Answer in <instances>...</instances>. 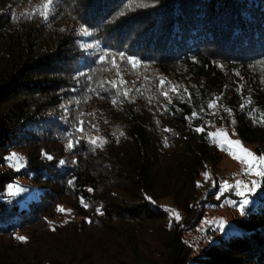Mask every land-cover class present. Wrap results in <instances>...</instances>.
I'll use <instances>...</instances> for the list:
<instances>
[{
    "label": "trees",
    "instance_id": "obj_1",
    "mask_svg": "<svg viewBox=\"0 0 264 264\" xmlns=\"http://www.w3.org/2000/svg\"><path fill=\"white\" fill-rule=\"evenodd\" d=\"M41 3L0 0V264H264V196L251 197L239 230L186 239L226 196L217 198L222 153L207 133L234 118L239 139L264 152V127L239 107L250 97L256 116L264 113V0H57L47 23L12 16ZM102 50L142 64L116 56L126 69L117 76L95 62ZM160 77L192 93L191 103L174 98L163 111ZM121 78L137 89L134 102L113 106L111 92L86 91ZM217 96L223 120L185 118ZM77 120L95 128L75 132ZM80 135L107 143L94 149L83 139L67 150ZM13 152L25 163L18 170L5 161ZM10 185L27 191L11 196ZM62 205L81 219L53 223Z\"/></svg>",
    "mask_w": 264,
    "mask_h": 264
},
{
    "label": "snow or ice",
    "instance_id": "obj_2",
    "mask_svg": "<svg viewBox=\"0 0 264 264\" xmlns=\"http://www.w3.org/2000/svg\"><path fill=\"white\" fill-rule=\"evenodd\" d=\"M57 0H42V3L39 4L37 7L33 8L31 11H25L22 16L16 17L15 13H12V16L14 19H24V20H33L37 17L42 19L45 23H47L50 18L53 15L54 8L56 6ZM142 6V5H140ZM124 12H120L117 14V16H123ZM80 33L84 36H89L90 30L86 26H81ZM85 49L93 48L94 45L92 44H85L83 45ZM95 47H98L95 46ZM116 56L119 57V60L123 62L125 65L131 66L132 69H136L138 66L142 64L141 60H139L136 57L133 56H126L124 52H119L115 54V56L108 50H102L101 53L98 55V59L95 61L98 64L101 65H108L110 68L116 69L117 76H120L123 71H125V68H121L120 65L117 63ZM222 67V66H221ZM81 76H87V79L91 82L92 76L87 75L86 73H79ZM239 75V73H237ZM145 80L148 79L147 76L144 77ZM127 81L121 79L118 80H110V81H100L98 82L96 87H92L91 84H89V87L86 89V91L93 92L97 95H101V93H108L111 92V103L113 106L122 105L125 101L131 103L134 102L135 96L134 92L137 91V89L128 88ZM262 83H264V80H262ZM107 85V86H105ZM242 85L237 88V91L240 92L242 90ZM156 89L159 92V95L163 97V103L161 104V108L163 111L168 112L170 111L169 105H172L173 99H179L182 102L185 103H191L192 100V93L188 92V90L185 88L183 92L180 91L179 85H172L170 82H168L165 78L160 77L158 80V83L156 84ZM220 101V97H213L210 99L206 105V108H200L199 112L194 108L191 112L190 116L185 117L188 120H194V119H202L201 113L209 114V115H216L219 117V119L223 120L224 117L219 115L220 109L218 108V102ZM148 103H152V99H148ZM253 105V100L248 98H243V102L240 103L239 107L241 111H244L247 115H249L252 118V122L254 124H259V126L264 127V113H261L258 117L256 116V109L253 107H250ZM216 110V111H213ZM224 112L228 114L229 117L232 116V109L230 108H223ZM85 123H88L91 127L95 128V125L92 124L90 121L86 122L83 120H77L76 126H75V132L78 133H84ZM159 123V121H157ZM210 123V121L208 122ZM231 125L236 124V120L233 118L230 120ZM164 132L171 133V129L165 128L163 130ZM194 131L197 133H201L205 131V127L202 124L201 126H197L194 128ZM235 132H233V135ZM125 134L123 132H120L119 135L116 137L117 142H119V138L121 136H124ZM208 137L211 138L213 143L217 144L222 151H226L233 159H236L240 161L243 165H245L244 168V174L245 175H254L257 177V179L252 180L250 183H246L244 180L237 179L235 180L234 184H230L227 180L223 181V183L220 185V192L217 196L219 199L220 196L223 195L225 191L228 190H239V195L241 197H245L239 202L238 211L241 216L246 215V206L249 204V200L245 196L246 193L255 191L257 188L261 186V182L264 181V153H260L259 155L248 148H246L240 140H233L230 138L229 133L226 129L220 128L217 129L215 132H209L207 133ZM87 139V143L91 145L94 149L95 148H102L105 143H107V140L103 137H87L85 138L83 135L80 136H74V138L69 139L66 144L67 150H72L74 147H76L81 140ZM164 144L167 146L168 144V136H164ZM43 155L51 160L53 157L51 155H48L47 153H43ZM5 161L9 164V166L16 168L17 170L23 166L22 161L23 157L19 154L13 152L10 153L8 156L5 157ZM60 164H64L65 161L61 160L59 162ZM73 163H76V161H73ZM205 182H208L211 180V175L209 172L204 171L201 174ZM213 186L216 185V181L212 180ZM68 185L71 187L75 186V180L70 179L68 181ZM197 186L200 187L201 185L199 182H197ZM9 195L16 196L19 195L21 192L27 191V189L19 187V186H8ZM89 192H92L93 189L89 188ZM150 199V198H149ZM233 206H235V201L231 202ZM80 204L84 208L90 207L89 203L84 199V197H80ZM57 210L61 213L65 212L66 210L58 206ZM71 211V210H67ZM168 211L169 215L174 220H180L181 216L180 213L177 212L175 209H166ZM96 212L100 215H103V211L101 208H96ZM87 219V218H86ZM67 222V221H66ZM88 223H91L92 221L90 219L87 220ZM212 223H216L220 226V228L224 227V221L218 220L213 221ZM54 230V229H53ZM19 241H26V237L17 235L15 237Z\"/></svg>",
    "mask_w": 264,
    "mask_h": 264
},
{
    "label": "rangeland",
    "instance_id": "obj_3",
    "mask_svg": "<svg viewBox=\"0 0 264 264\" xmlns=\"http://www.w3.org/2000/svg\"><path fill=\"white\" fill-rule=\"evenodd\" d=\"M224 128L230 135V138L233 140H240L235 128L233 125L221 124L215 125L211 132L217 131V129ZM233 132L235 134L233 135ZM242 144L248 148L249 150L258 153L255 150V147L251 144H247L240 140ZM222 153V162L220 164V172L218 173L219 184L221 185L223 181L227 180L230 184H234L235 180L241 179L246 183H250L252 180L257 179L254 175H245L243 165L240 161L233 159L226 151H222L220 147L214 143ZM264 153V152H263ZM23 166L25 163H22ZM22 166V167H23ZM21 168V167H20ZM219 185V188H220ZM226 195L224 199H222L218 205L215 207L209 208L207 210L206 216L202 221L201 225L198 227L196 231L190 232L186 239L187 241H194L195 243H202L201 240H205V235H209L211 232H217L218 234H230L240 229L239 220L241 219V215L239 213L238 206L239 202L245 197H241L239 195V190H228L223 193ZM245 196L249 200V204L247 206H251L256 203L255 199H251L253 196H264V181L261 182V186L257 188L255 191L246 193ZM259 199V198H258ZM235 201V206L231 202ZM66 211L61 213L58 211L57 216L51 221L55 224H64L69 222L70 220H80L81 218L77 215L76 210L69 205H62ZM67 210H71L70 212ZM223 220L224 227L220 228V226L216 223H212L213 221ZM67 221V222H66ZM205 242V241H204ZM206 243V242H205Z\"/></svg>",
    "mask_w": 264,
    "mask_h": 264
}]
</instances>
